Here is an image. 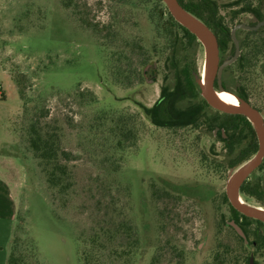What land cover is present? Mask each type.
Masks as SVG:
<instances>
[{
  "label": "rangeland",
  "instance_id": "1",
  "mask_svg": "<svg viewBox=\"0 0 264 264\" xmlns=\"http://www.w3.org/2000/svg\"><path fill=\"white\" fill-rule=\"evenodd\" d=\"M73 1L0 0V169L17 204L11 247L28 264H84V249L103 254L101 264H152L161 248L167 264L169 246L184 250V264H209L220 245L239 250L223 200L239 167L218 168L220 133L159 126L144 112L161 99L169 53L161 44L152 51L161 42L157 2ZM232 1L220 0L224 15ZM205 59L200 49L198 71ZM262 83L252 102L264 115ZM34 130L54 141L63 185L48 183L52 167L30 146ZM164 191L167 199L154 196ZM123 223L134 234L119 238L121 248L134 246L121 262L111 258L117 242L97 250L90 236ZM256 257L264 264V250Z\"/></svg>",
  "mask_w": 264,
  "mask_h": 264
},
{
  "label": "trees",
  "instance_id": "2",
  "mask_svg": "<svg viewBox=\"0 0 264 264\" xmlns=\"http://www.w3.org/2000/svg\"><path fill=\"white\" fill-rule=\"evenodd\" d=\"M155 1L157 5L154 10V22L158 31V40L162 43L157 41L152 51L157 53L162 50V45L165 46L164 49L169 50V53L165 61L166 75L161 86V99L153 108H144V112L151 122L167 128L183 125L195 127L204 125L212 128L214 125H220L226 129L228 137L225 140L226 152L222 155L221 161H218L217 166L223 171L236 169L257 153L259 145L256 130L253 124L242 115L221 114L224 119L220 122L208 117L207 109H210V106L202 97L199 86L202 72L198 71L194 62L196 54L200 49L204 51V48L194 34L179 24L170 13H167V6L163 0ZM179 2L189 13L213 31L219 45L220 63L234 54L235 46L231 30L237 23L243 22L241 15L250 14L253 19L264 20V0H234L225 6L230 8L227 15L222 13L220 0H179ZM62 4L65 8H70L76 7L77 3L73 0H62ZM237 36L240 41L241 54L236 62L223 70L222 85L225 90L256 106L252 102L253 90L260 81H263L261 90L264 93V26L257 31L240 29ZM258 109L263 111V108ZM204 117L208 118L203 120ZM119 130H122L121 127ZM54 144L51 137L44 136L37 130L33 131L30 138V146L36 157L43 162L44 169L52 167L48 175V183L55 187L63 185V179L56 174V170L60 169L63 173L64 168L58 162L56 163L57 150ZM261 170H264V161L259 169L243 183L240 195L264 205V174L257 176V172ZM154 196L167 199L170 193L164 191ZM223 200L229 204L226 194ZM232 212L234 217L230 221L240 226L246 239L237 233L230 221H224L238 238L241 248L234 251L229 245H220L213 253L212 262L209 264H261L256 256L264 250V223L248 218L234 208ZM252 225H255V228H251ZM133 234L131 226L123 223L113 229L101 227L99 231L90 236V241L98 248L97 250L103 248L106 242H117L119 247L112 250L111 258L123 262L133 253L134 243L131 241L127 247L121 248L119 238L124 236L130 238ZM167 244L170 245V242ZM169 247L171 251L169 250L168 254L172 255V258L167 264H184V250L176 246ZM166 254L164 248L159 249L152 264H161ZM81 257L84 264H101L103 260L106 261L103 254L95 253V251L88 252L85 249L81 250ZM7 264H28V262L14 246L10 249Z\"/></svg>",
  "mask_w": 264,
  "mask_h": 264
},
{
  "label": "water",
  "instance_id": "3",
  "mask_svg": "<svg viewBox=\"0 0 264 264\" xmlns=\"http://www.w3.org/2000/svg\"><path fill=\"white\" fill-rule=\"evenodd\" d=\"M167 6V13H170L174 19L181 24L183 27L188 29L192 34H194L198 41L203 45L205 49L206 57L210 56V72L207 82L204 84L202 77L199 80V86L201 90V95L212 108L229 114H238L245 116L254 126L257 137H258V151L257 153L244 164L239 166V168L231 174L226 185V196L231 204V206L237 210L239 213L243 214L248 218H252L264 223V208L254 206L246 203L241 195L240 188L243 183L251 176V174L257 170L264 161V115L263 113L250 102L244 101L234 94L238 100V106H228L220 103L215 98V91H227L222 85V74L223 70L236 62L241 54L240 42L237 38V31L240 29L248 31H257L264 26V20L257 23L256 25H248L246 23H239L235 25L231 31L232 39L235 44L234 54L220 63V50L217 42V38L213 31L207 27L202 21L196 18L194 15L189 13L179 2V0H163ZM201 22L212 35H209L205 30L202 29L196 22ZM218 77L219 90L214 88V79ZM229 92V91H228ZM252 120H256L258 127H255ZM237 233L246 239V235L243 230L235 222L230 223Z\"/></svg>",
  "mask_w": 264,
  "mask_h": 264
},
{
  "label": "crops",
  "instance_id": "4",
  "mask_svg": "<svg viewBox=\"0 0 264 264\" xmlns=\"http://www.w3.org/2000/svg\"><path fill=\"white\" fill-rule=\"evenodd\" d=\"M16 214L17 204L9 180L0 169V264L8 263Z\"/></svg>",
  "mask_w": 264,
  "mask_h": 264
},
{
  "label": "flooded vegetation",
  "instance_id": "5",
  "mask_svg": "<svg viewBox=\"0 0 264 264\" xmlns=\"http://www.w3.org/2000/svg\"><path fill=\"white\" fill-rule=\"evenodd\" d=\"M263 21V20H262ZM254 24H251L252 22L250 21L249 23H246V24H248V25H256L257 23H259V22H261V21H259V20H257V19H254ZM242 23H245V22H242ZM237 24H239V23H237ZM236 24V25H237ZM262 28V27H261ZM260 28V29H261ZM233 29V28H232ZM232 31V30H231ZM246 31H248V30H246ZM237 33H238V31H237ZM231 36H232V34H231ZM237 38H238V36H237ZM239 40V39H238ZM232 41H233V39H232ZM218 42V41H217ZM240 42V41H239ZM233 44H234V42H233ZM203 46V45H202ZM234 46H235V44H234ZM235 51V50H234ZM231 57V56H230ZM221 60V59H220ZM225 61V60H224ZM223 75V74H222ZM214 88L216 89V90H219V86H218V77H216L215 79H214ZM207 112L209 113V118H211V119H216L218 122H220V120H223L224 119V117H222V115L221 114H229V113H224V112H222V111H219V110H216V109H214V108H212L211 106H210V109H207ZM262 112V111H261ZM234 115V114H233ZM235 115H238V114H235ZM208 117H204V119L203 120H206ZM202 126H204V125H201V128H203L204 130L205 129H209L207 126H204V127H202ZM195 127V126H194ZM200 126H198L197 128H199ZM196 128V127H195ZM196 128V129H197ZM212 128H214V134L216 133V132H219L220 133V138H219V140H218V142L219 143H222V146L224 147V150H225V152H226V149H225V147H226V139H227V133H226V129H224V128H222L220 125H214ZM216 135V134H215ZM214 135V136H215ZM224 139H222V138ZM259 169V168H258ZM257 169V170H258ZM257 170H255V171H257ZM254 171V172H255ZM253 172V173H254ZM252 173V174H253ZM251 174V175H252ZM230 203V202H229ZM231 205V204H230ZM262 206H264V205H262ZM237 211V210H236ZM241 214V213H240ZM243 215V214H242ZM252 219V218H251ZM255 220V219H254ZM230 221V220H229ZM241 221H242V219H241ZM230 222H233V221H230ZM261 222V221H260ZM229 223V222H228ZM263 223V222H262Z\"/></svg>",
  "mask_w": 264,
  "mask_h": 264
},
{
  "label": "bare ground",
  "instance_id": "6",
  "mask_svg": "<svg viewBox=\"0 0 264 264\" xmlns=\"http://www.w3.org/2000/svg\"><path fill=\"white\" fill-rule=\"evenodd\" d=\"M198 25L202 27L203 30H205L209 35L213 36L211 31H209L201 22L197 21ZM210 56L207 55L204 63V67L202 70V79L203 83L205 84L207 82L209 72H210ZM215 98L218 100L220 103L228 106H238L239 105V100L238 98L232 94L231 92L228 91H215ZM254 123L255 127H258V123L256 120H252Z\"/></svg>",
  "mask_w": 264,
  "mask_h": 264
},
{
  "label": "built area",
  "instance_id": "7",
  "mask_svg": "<svg viewBox=\"0 0 264 264\" xmlns=\"http://www.w3.org/2000/svg\"><path fill=\"white\" fill-rule=\"evenodd\" d=\"M0 88H1V85H0Z\"/></svg>",
  "mask_w": 264,
  "mask_h": 264
}]
</instances>
